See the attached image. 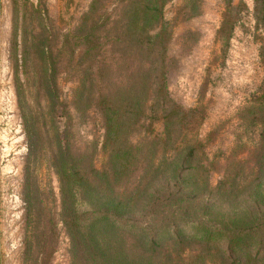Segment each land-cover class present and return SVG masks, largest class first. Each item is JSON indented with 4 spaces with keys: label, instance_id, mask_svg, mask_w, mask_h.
Listing matches in <instances>:
<instances>
[{
    "label": "trees",
    "instance_id": "trees-1",
    "mask_svg": "<svg viewBox=\"0 0 264 264\" xmlns=\"http://www.w3.org/2000/svg\"><path fill=\"white\" fill-rule=\"evenodd\" d=\"M167 1L89 0L58 47L46 36L24 35L18 56L13 42L27 142L21 199L28 264L44 263L56 239L41 164L56 176L68 264H264V0L252 5L263 75L235 112V142L213 184L216 161L205 147L217 126L199 132L203 88L190 106L167 90L172 25L199 12L202 0H181L170 20ZM221 2L214 40L223 49L244 5ZM60 79L71 81L66 97ZM73 114L80 121L95 116L100 139L76 143Z\"/></svg>",
    "mask_w": 264,
    "mask_h": 264
},
{
    "label": "rangeland",
    "instance_id": "rangeland-1",
    "mask_svg": "<svg viewBox=\"0 0 264 264\" xmlns=\"http://www.w3.org/2000/svg\"><path fill=\"white\" fill-rule=\"evenodd\" d=\"M180 1L169 0L165 3V19H173ZM239 1L244 7L239 10L223 49L214 40L222 10L221 0H202L199 12L176 17L166 46L169 95L181 105L190 106L203 88L206 114L199 132L204 135L212 126H217V133L205 147L209 159L216 161L209 170L208 178L212 184L220 177L225 163L223 157L235 142V112L254 93L263 75L257 54L262 29L253 18V0ZM88 2L0 0V264L33 262L31 252L26 250L27 231L22 217L21 182L27 142L14 90V68L19 72V77L22 74L18 67L19 60H15L14 51H10L12 44L16 40L17 53L24 35L30 39L32 35L40 34L58 47L63 34L72 30ZM24 18L26 26L23 31ZM70 85V80L60 79L63 97H66ZM26 91L31 94V86H27ZM27 100L33 104L29 98ZM72 130L73 140L78 144L100 139L101 128L93 115L80 121L73 114ZM242 137L245 138V135ZM244 145L245 142H242L237 149H244ZM41 165L38 180L41 186L51 189L54 198V201L45 200L48 206L52 204L56 239L49 258L44 263L40 259L35 261L37 264H68L67 236L57 219L56 176L51 169Z\"/></svg>",
    "mask_w": 264,
    "mask_h": 264
}]
</instances>
